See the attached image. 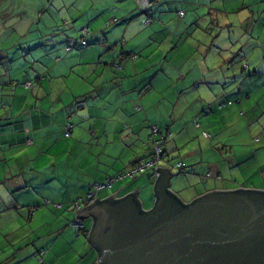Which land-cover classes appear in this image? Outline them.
<instances>
[{
  "label": "crops",
  "instance_id": "crops-1",
  "mask_svg": "<svg viewBox=\"0 0 264 264\" xmlns=\"http://www.w3.org/2000/svg\"><path fill=\"white\" fill-rule=\"evenodd\" d=\"M37 1V36L51 38L54 45L44 61L38 60L35 84L30 80L33 88L23 87L26 91L31 89L33 96L15 101L13 94L8 106L0 107L4 111L0 115V171L3 172L0 223L4 228L13 224L20 229L25 220L28 222L27 217L31 221L36 215L44 214L46 232L37 236L32 229L24 231L17 236L28 238L23 247L18 246L19 240H9L0 251L11 252L0 264H17L27 257L33 258L32 264H36L34 258L38 264H63L64 255L72 250V233L76 232L71 224L75 218L72 203L84 200L93 183L104 182L148 158L152 146L150 126L172 135L162 144L168 163H159V168L173 174L168 178L167 188L182 203L217 189L264 190V80L261 79L264 46L256 38L250 47L253 51L249 54L244 48L239 57L244 65L241 71L232 74L230 64L216 70L208 62L214 56L211 45L229 46L226 39L230 37L225 39L224 32L188 43L187 37L193 33L187 34L188 29L182 33L185 24L179 21L173 27L174 31H181L176 40L170 39L163 50L165 40L161 39L157 48L148 50L146 43L135 42L140 32L147 29L132 1L107 0L100 7V0L89 3L88 0H46L47 7ZM176 1L150 0L153 20L149 27L154 26L155 33L160 28L172 27V21L167 26L166 22L173 17L172 13L177 14L176 9H184L183 16L187 15L188 9ZM193 1L189 3L194 6L192 12L199 6V0ZM208 1L212 6L213 0ZM244 5L245 0L239 9ZM46 9L47 18L42 20ZM226 10L235 9L231 6L212 9L209 25L221 29L235 27L232 22L217 20ZM191 17L195 23L192 25H197L200 17ZM239 24L242 30L238 41L245 45L248 33L252 35L255 28L262 27L249 20ZM85 27L86 43L79 45ZM68 46L70 50L66 51ZM254 49L258 56H254ZM132 54L137 57L131 59ZM227 60V56L216 55L218 66ZM220 103L224 105L219 107ZM241 117L249 128L252 143L258 142L253 151L239 152L231 144L232 136L243 139L245 128L226 133ZM68 124L72 127L70 136L65 138L64 127ZM203 131L210 137L202 136ZM61 153L62 159H39ZM176 155L177 161L184 164L181 171L169 165ZM9 163H14L15 168L8 169ZM35 176L33 182L31 177ZM137 176L113 182L98 191L96 198L101 200L115 192L113 198H119L136 189L140 208H152L157 178L150 172ZM239 177L247 184H233ZM38 186L52 187L53 191L44 195L45 202L34 197L33 203L19 205L23 192H36L34 187ZM39 206L44 210H36ZM85 206L86 203L81 208ZM78 219L83 229L78 236L75 233L79 239L73 245L77 249H73L77 252L74 264H83L86 257L89 264H98V252L88 239L92 218ZM82 237L84 241L80 240ZM23 252L26 254L18 258Z\"/></svg>",
  "mask_w": 264,
  "mask_h": 264
},
{
  "label": "water",
  "instance_id": "water-1",
  "mask_svg": "<svg viewBox=\"0 0 264 264\" xmlns=\"http://www.w3.org/2000/svg\"><path fill=\"white\" fill-rule=\"evenodd\" d=\"M154 169L152 208H140L134 189L78 211L92 218L98 264H264V190L217 189L182 203L167 188L173 174Z\"/></svg>",
  "mask_w": 264,
  "mask_h": 264
},
{
  "label": "rangeland",
  "instance_id": "rangeland-1",
  "mask_svg": "<svg viewBox=\"0 0 264 264\" xmlns=\"http://www.w3.org/2000/svg\"><path fill=\"white\" fill-rule=\"evenodd\" d=\"M15 1V0H14ZM12 0H0V107L2 105L8 106L10 101L12 100L11 97H13V94H15V101H23L25 99V96H33V93L30 91L23 90L22 83L25 80H31L32 82L35 80V74L34 70H36V65L38 63V60L40 62L44 61V57L49 52L50 48L54 45L53 42L51 41V38L42 37L38 38V27L37 24L35 23L36 20L39 19L36 13V5L38 4V1L36 0H16L14 2ZM39 4L42 6L47 7L49 4L46 2V0H40ZM100 5H103V3L106 5L107 0H100ZM126 1V0H124ZM129 3H131L132 0H127ZM244 0H213L212 6L208 5L209 1L208 0H199V6L198 10L192 12V6L189 3H194L195 1L193 0H177V4H181L182 7L188 9V12L186 13L187 15L184 17H179L175 13H172L173 17L166 22V26L169 22L172 21V27H163L160 28L159 32H154V29L152 26V29L149 27L150 25L144 24V21L142 20V25L145 29L147 30H142L140 32L139 36L136 38L135 42L136 43H146V47L148 50H150L153 47L157 48V42L161 39L165 42H163L162 47L163 50L166 46H168V43L170 39L175 40L180 36V30L177 32L174 31L173 27L174 24H178L176 22H181L184 25H182V33H185V31L188 29L187 34H192L189 37H187L188 43H190L191 40H195V38H203L207 37L209 35H217L220 31L221 33H225V39L226 37H230L229 39H226V41H229V46L224 47L221 45V47H217L218 45L214 44L211 45L214 49H211V53H214V56H210V59L208 60L209 65L213 66L214 69L220 70L221 68H226V65L230 64V71L233 74L234 72H240L241 71V66L242 61L239 59L243 52H245L244 48L246 49L249 54L253 51L250 50V47H253L252 45L254 44L253 42L255 41V38L257 41L260 42L262 46H264V0L258 1L256 3L253 2V0H245V5L244 7L241 8V3ZM44 2V3H43ZM90 0H88V3ZM99 4V1L97 2ZM206 4V5H202ZM255 4V5H254ZM229 7L234 8L235 10H232L231 12L225 11V14L220 13L219 17L217 18L218 21L221 23H225L226 21L232 22V24L236 25L235 27H229V28H215L211 27L209 25L210 21V15L212 13V9H217V8H222V7ZM257 6V7H256ZM259 9V10H258ZM99 10V9H98ZM176 10H181L184 11V9H176ZM208 12L209 14H206ZM16 13V15L14 14ZM98 14V13H97ZM96 14V15H97ZM158 15V14H157ZM90 16V15H89ZM191 16H198L200 17L198 19V24L193 26L192 24H195L194 22L192 23L194 18ZM47 18V9L44 12V15L42 17V20H45ZM256 21L257 22V27H262L260 28H255L253 30L252 35L248 33V38H247V44L245 45L242 42H239V36L242 28H240V24L243 21ZM104 22V21H103ZM124 24V22L119 23V25ZM181 26V24H179ZM179 26V27H180ZM174 33L172 34V32ZM180 31V32H179ZM226 31V32H225ZM240 31V32H239ZM176 32V33H175ZM191 32V33H190ZM243 36V35H242ZM250 36H253L251 38ZM257 36H259L257 38ZM186 37V35H184ZM221 39V38H220ZM222 40V39H221ZM232 42V43H231ZM252 43V44H251ZM185 44V43H184ZM72 46V45H71ZM242 46V50L239 51V47ZM260 46V45H259ZM260 46V47H262ZM184 45V49H185ZM77 48V47H75ZM221 48V49H217ZM240 48V49H241ZM254 49V56L257 55V52ZM216 55H220V57H228L227 62L224 64L218 66V63L216 61ZM258 56V55H257ZM46 61V60H45ZM244 62V61H243ZM253 64V61H251ZM250 69H253V66L250 67ZM261 79L264 80V76H261ZM35 82H33V85ZM3 108H0V115L3 114ZM237 121L235 124L232 123V127L230 129L226 130V133L229 131H232L235 128H245V133L244 137L239 138V137H231V144H233L234 149L239 151V152H245L247 149L250 151H253L258 144L252 143L251 138L248 136L249 132L247 126H246V121L244 120V117L237 118ZM5 127V126H4ZM2 131V130H0ZM26 135V133H24ZM2 143H6V141H3ZM23 147H29V146H23ZM236 153L238 154V152ZM39 157V156H38ZM47 159L49 158H56L62 159V153L59 156L52 155L51 157L49 156H40L39 159ZM171 163H169L170 167L179 162L177 159H179L176 155V157H172ZM42 161L39 160L38 164H40ZM46 162V161H45ZM10 165L7 166L8 169L15 168L14 163H9ZM46 165V163H45ZM1 172V171H0ZM148 172V171H146ZM3 172L0 173V181L3 179ZM143 174V173H142ZM31 175V174H30ZM140 175V174H139ZM181 174H177L176 177H180ZM136 177V176H135ZM138 177V176H137ZM32 181L34 182L37 179V176L31 177ZM130 180V179H129ZM237 186L241 184H247V181L239 177L238 181L236 183H233ZM3 186L0 183V189ZM36 188V192L34 190H29L23 192V196L19 197V205H24L27 203H33L34 197L37 198L36 200L40 199L41 202H45L44 200V195H48L49 192H52V187L49 186H38L34 187ZM2 192V190H0ZM33 193V194H32ZM146 197V195H145ZM44 199V200H43ZM46 204V203H45ZM47 205V204H46ZM50 207L55 208V205L53 203H49ZM40 207V206H39ZM46 207V206H43ZM25 209V207H24ZM44 208L40 207L37 208L36 210H41ZM27 217V214H26ZM27 217L28 222L25 220L24 223H22V227L18 229L15 227L13 224L8 228V227H3V225L0 223V250H3V248L7 247V244L10 243L9 240L16 239L19 240V245L18 246H25V242L27 241V237H17L18 235H21L24 231L28 232L29 230H34V234L37 236H42L46 230L44 223L47 221V217L44 214H38L36 215L31 221ZM74 233V234H73ZM72 233V250L71 252H66L70 253L69 255H64L63 257V264H74V261L76 259L77 252L74 251L73 249L77 250L76 248L73 247L75 245L76 239H79V237H76L75 232ZM76 237V238H75ZM31 238V237H29ZM48 239V236L45 237ZM81 241L83 240V237L80 238ZM86 241V240H85ZM51 243V240H49ZM59 246V243L56 244V247ZM81 244L77 245V248H80ZM11 251L5 250V251H0V261L4 259L5 256L9 255ZM26 254V252H23V256ZM32 257H27L21 258V262L19 261L17 264H32L31 260ZM35 259V263L38 264V261ZM90 259H87L83 264H89Z\"/></svg>",
  "mask_w": 264,
  "mask_h": 264
},
{
  "label": "built area",
  "instance_id": "built-area-1",
  "mask_svg": "<svg viewBox=\"0 0 264 264\" xmlns=\"http://www.w3.org/2000/svg\"><path fill=\"white\" fill-rule=\"evenodd\" d=\"M135 4L140 8L141 12L145 13L147 16L146 23L150 21V13H151V2L149 0H133ZM179 15H182V12H179ZM85 31V29H83ZM25 88L30 87V83L26 82L23 84ZM220 105L219 107H221ZM196 126L198 125L195 123ZM71 125L68 124L67 126L64 127V136H69V132L71 129ZM151 135H150V140L152 141V146L150 150V156L141 162H139L137 165L134 167L130 168L128 171H125L119 175H117L114 179H108L105 183H93L92 188L88 191L86 198L83 202H75L73 205V210L76 215L75 222L77 221V213L79 209L81 208V205L83 203H86V205L90 204L91 202L94 201L96 198V194L98 191L101 189H104L106 187H109L114 181L123 179V178H133L139 174H142L146 171L150 172L154 177H158L159 172H157L154 168H159V163L165 162V156L162 150V144L165 142L168 138H170L172 135L171 133H168L167 131L164 132L163 134L159 135V130L157 126H151ZM158 135V137H156ZM202 136L204 137H210V134L203 131ZM171 168L175 171H181L184 168V164L181 162H177L171 166ZM74 222V223H75ZM75 227L77 230L82 228V225L76 224ZM78 235V233H77Z\"/></svg>",
  "mask_w": 264,
  "mask_h": 264
},
{
  "label": "trees",
  "instance_id": "trees-1",
  "mask_svg": "<svg viewBox=\"0 0 264 264\" xmlns=\"http://www.w3.org/2000/svg\"><path fill=\"white\" fill-rule=\"evenodd\" d=\"M150 1V0H149ZM255 1H260V0H255ZM132 2H133V4L135 5V7H136V10L138 11V13L140 14V15H142L143 16V21H144V24H146V25H149L150 23H152V20H153V16H152V4H151V13H150V16H149V18H150V21L148 22V23H146V19H147V16H146V14L145 13H143V12H141V10H140V8L135 4V2L132 0ZM179 12H182V15H179ZM177 15H178V17H182L183 15H184V11H181V10H179V11H177ZM117 19H113V21H116ZM106 25V24H105ZM108 25H106L105 27H107ZM83 29H85V31H83ZM82 30H81V36H80V38L78 39V43H79V45H84L85 43H86V41H85V39H84V36H85V34H87L88 33V30H87V28L85 27V28H83ZM70 50V47L68 46V48H66V51H69ZM130 56V58L131 59H135L136 57H137V55H135V54H132V55H129ZM26 82H29L30 83V87L29 88H31V81L30 80H26V81H24L23 83H22V86H23V84L24 83H26ZM24 87V86H23ZM25 88V87H24ZM29 88H25V89H29ZM220 105H224V103H220L219 104V106ZM195 123H197L198 124V122L195 120ZM151 127V126H150ZM158 128V127H157ZM159 130V129H158ZM164 132H166V131H164ZM164 132H161V131H159V135H161V134H163ZM168 132V131H167ZM206 132V131H205ZM169 133V132H168ZM64 135V134H63ZM202 135V134H201ZM69 136H70V132H69ZM69 136H64L65 138H68ZM152 143V142H151ZM163 150V149H162ZM163 153H164V151H163ZM164 156H165V154H164ZM167 158V156H165V162L166 163H168V160L166 159ZM129 170V169H128ZM128 170H126V171H128ZM123 172H125V171H123ZM123 172H120V173H117L116 175H114V176H112V177H110V178H108V179H114L117 175H119V174H121V173H123ZM134 178V177H133ZM108 179H106L104 182H101V183H105ZM123 179H126V178H123ZM128 179H131V178H128ZM120 180H122V179H120ZM117 181H119V180H117ZM115 182V181H114ZM95 183H97V182H95ZM93 185V184H92ZM92 185H90V187H89V189H88V191L90 190V188H92ZM107 188V187H106ZM102 190V189H101ZM88 193V192H87ZM86 198V197H85ZM85 200V199H84ZM84 200H82V201H78V202H83ZM98 203H102V202H100V201H97ZM75 203V202H74ZM74 203H72V206L74 205ZM95 203V202H94ZM84 204V203H83ZM88 205V204H87ZM82 206V205H81ZM74 215H75V213H74ZM75 219H76V215H75V218H74V220H73V222L71 223L72 224V227L75 229V233H76V235H77V233H78V235L80 234V231H82V229H83V224L80 222V220L77 218V221L75 222ZM75 222V223H74ZM76 224H80V225H82V228L81 229H79V230H77V228L75 227V225ZM77 235V236H78Z\"/></svg>",
  "mask_w": 264,
  "mask_h": 264
}]
</instances>
